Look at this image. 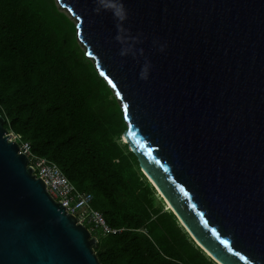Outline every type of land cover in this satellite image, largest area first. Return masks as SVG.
<instances>
[{
    "label": "water",
    "instance_id": "1",
    "mask_svg": "<svg viewBox=\"0 0 264 264\" xmlns=\"http://www.w3.org/2000/svg\"><path fill=\"white\" fill-rule=\"evenodd\" d=\"M56 1L164 207L217 264H264V0ZM4 121L0 264H101Z\"/></svg>",
    "mask_w": 264,
    "mask_h": 264
},
{
    "label": "trees",
    "instance_id": "2",
    "mask_svg": "<svg viewBox=\"0 0 264 264\" xmlns=\"http://www.w3.org/2000/svg\"><path fill=\"white\" fill-rule=\"evenodd\" d=\"M56 0H0V113L33 154L92 196L115 232L93 230L101 264H217L121 141L122 108ZM88 227V226H87ZM89 228V227H88Z\"/></svg>",
    "mask_w": 264,
    "mask_h": 264
},
{
    "label": "built area",
    "instance_id": "3",
    "mask_svg": "<svg viewBox=\"0 0 264 264\" xmlns=\"http://www.w3.org/2000/svg\"><path fill=\"white\" fill-rule=\"evenodd\" d=\"M9 134L10 140L17 141L19 151L29 159L28 166L32 168L35 177L45 183L49 195L74 215L77 223L88 226L91 232L93 230H101L103 233L115 232L106 224L102 215L92 208L90 194L79 192L53 161L33 154L29 143L20 141L12 131H9Z\"/></svg>",
    "mask_w": 264,
    "mask_h": 264
},
{
    "label": "rangeland",
    "instance_id": "4",
    "mask_svg": "<svg viewBox=\"0 0 264 264\" xmlns=\"http://www.w3.org/2000/svg\"><path fill=\"white\" fill-rule=\"evenodd\" d=\"M57 2V1H56ZM56 5H57V7H58V10L60 11V12H63L73 23H75L76 24V20H75V18L73 17V16H71L70 15V13L67 11V10H65V9H63L62 7H60L59 6V4L58 3H56ZM78 43H79V45H80V47H81V49L82 50H84L85 51V47L78 41ZM121 141L124 143L125 141H124V139H123V137H121ZM164 207V206H163ZM164 210H166V207H164ZM87 227V226H86ZM88 228V227H87Z\"/></svg>",
    "mask_w": 264,
    "mask_h": 264
},
{
    "label": "bare ground",
    "instance_id": "5",
    "mask_svg": "<svg viewBox=\"0 0 264 264\" xmlns=\"http://www.w3.org/2000/svg\"><path fill=\"white\" fill-rule=\"evenodd\" d=\"M123 139H124V137H123ZM124 141H125V139H124ZM159 195V194H158ZM168 203V202H167ZM167 208H170V204L168 203V204H166V209Z\"/></svg>",
    "mask_w": 264,
    "mask_h": 264
}]
</instances>
